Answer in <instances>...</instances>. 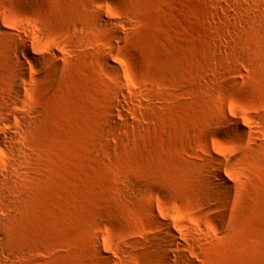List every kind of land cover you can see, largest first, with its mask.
I'll return each mask as SVG.
<instances>
[{"label":"rangeland","instance_id":"1","mask_svg":"<svg viewBox=\"0 0 264 264\" xmlns=\"http://www.w3.org/2000/svg\"><path fill=\"white\" fill-rule=\"evenodd\" d=\"M6 110L0 264H264V0H0Z\"/></svg>","mask_w":264,"mask_h":264},{"label":"bare ground","instance_id":"2","mask_svg":"<svg viewBox=\"0 0 264 264\" xmlns=\"http://www.w3.org/2000/svg\"><path fill=\"white\" fill-rule=\"evenodd\" d=\"M26 55L29 56V54H26ZM25 72L26 70L23 67L21 74H20V77L22 79L26 77ZM22 97H23L22 87L20 86V84L16 83L13 89V93L11 95V101H13V104H21ZM12 116H14L17 119L16 123L11 120ZM24 122H25V118L23 117L21 113L15 114V113H12L11 110H6L3 114H0V124L9 128L10 130V132L2 133V130L0 129V144L8 142L9 144H11L14 150H20V147L17 145L16 141H17V136L19 135L22 129V126L24 125ZM236 126L238 130H240L241 132H245V129L242 125L237 124ZM5 164L6 162L3 160L2 156L0 155V184L4 182L1 170L5 166ZM218 178L220 179V181L227 183L226 179L221 174L218 175ZM169 235L171 238L170 242L177 241V237L175 233L170 232Z\"/></svg>","mask_w":264,"mask_h":264}]
</instances>
